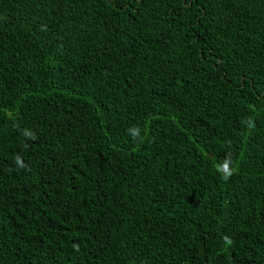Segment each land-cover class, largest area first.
Instances as JSON below:
<instances>
[{
  "label": "trees",
  "instance_id": "1",
  "mask_svg": "<svg viewBox=\"0 0 264 264\" xmlns=\"http://www.w3.org/2000/svg\"><path fill=\"white\" fill-rule=\"evenodd\" d=\"M0 264H264V0H0Z\"/></svg>",
  "mask_w": 264,
  "mask_h": 264
},
{
  "label": "clouds",
  "instance_id": "2",
  "mask_svg": "<svg viewBox=\"0 0 264 264\" xmlns=\"http://www.w3.org/2000/svg\"><path fill=\"white\" fill-rule=\"evenodd\" d=\"M17 163L22 165V161H20L19 157H17ZM218 171H222L224 173L225 179H227L231 175V171L228 167L227 161H225L222 165L218 166Z\"/></svg>",
  "mask_w": 264,
  "mask_h": 264
}]
</instances>
